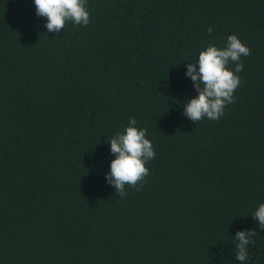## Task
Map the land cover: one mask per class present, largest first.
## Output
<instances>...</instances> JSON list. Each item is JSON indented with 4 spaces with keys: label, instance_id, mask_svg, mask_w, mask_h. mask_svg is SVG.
Returning <instances> with one entry per match:
<instances>
[{
    "label": "trees",
    "instance_id": "1",
    "mask_svg": "<svg viewBox=\"0 0 264 264\" xmlns=\"http://www.w3.org/2000/svg\"><path fill=\"white\" fill-rule=\"evenodd\" d=\"M86 7L52 33L33 0H0V264H241L245 229L264 264V0ZM230 34L250 49L235 102L193 122L186 65ZM132 117L155 158L120 197L108 142Z\"/></svg>",
    "mask_w": 264,
    "mask_h": 264
},
{
    "label": "clouds",
    "instance_id": "2",
    "mask_svg": "<svg viewBox=\"0 0 264 264\" xmlns=\"http://www.w3.org/2000/svg\"><path fill=\"white\" fill-rule=\"evenodd\" d=\"M36 15L46 18L48 32L59 33L67 22L74 25L87 26L90 14L86 0H33ZM212 27L207 29L212 34ZM250 49L244 45L235 34L226 38V44L218 48L209 44L199 51L194 63H187L185 75L193 81L197 95L184 105L183 115L191 121L198 122L205 118L218 120L227 104L235 102L234 92L240 85V77L236 75L243 70L240 62L242 56H249ZM235 64L234 70L228 65ZM146 129L137 126V120L129 118L123 132L117 131L109 139L110 152L114 159L110 161V171L106 179L116 194L124 197L127 193L125 186L140 190L149 169L145 166L155 158L152 143L146 138ZM258 226L264 229V203L259 204L251 215ZM257 235L255 229L240 230L235 233V259L241 264L248 259V246L255 243L251 239Z\"/></svg>",
    "mask_w": 264,
    "mask_h": 264
}]
</instances>
